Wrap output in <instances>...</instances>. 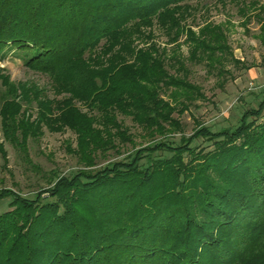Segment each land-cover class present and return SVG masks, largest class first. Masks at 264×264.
I'll return each mask as SVG.
<instances>
[{"label": "trees", "instance_id": "obj_1", "mask_svg": "<svg viewBox=\"0 0 264 264\" xmlns=\"http://www.w3.org/2000/svg\"><path fill=\"white\" fill-rule=\"evenodd\" d=\"M198 1L0 0V131L27 152L45 129L69 130L80 165L52 171L34 199L0 190L12 199L0 214V264H264V100L235 130L200 124L178 145L168 139L206 99L187 63L222 76L241 64L224 25L187 24ZM238 1L248 22L256 12L264 44V6ZM11 50L50 78L56 98L4 75ZM120 116L153 142L99 169L135 145ZM200 138L214 150L192 147Z\"/></svg>", "mask_w": 264, "mask_h": 264}, {"label": "rangeland", "instance_id": "obj_2", "mask_svg": "<svg viewBox=\"0 0 264 264\" xmlns=\"http://www.w3.org/2000/svg\"><path fill=\"white\" fill-rule=\"evenodd\" d=\"M251 1L247 0L246 4L249 5ZM257 2L260 7L264 6V0H257ZM193 5L198 6V12L187 24L202 25L205 22H211L224 25L234 56L241 64L227 63L226 72L222 76L218 71L209 73L205 65L187 63L192 72L191 81L202 88L206 99L196 101L190 110L181 116L183 133L168 135L169 141L175 145L180 143L183 135L190 138L200 124L213 132L235 130L244 113L257 109L264 100V92L256 88L264 82V44L261 40V23L256 18V12L248 11L247 16L252 18L248 22L240 13L244 3L238 0H199ZM155 31L156 41L165 44L168 40L167 36L158 28ZM184 40L182 39L181 42L183 43ZM182 50L185 58H188V47L183 46ZM20 54L11 50L1 64L4 75L9 76L16 83L34 84L45 89L51 99L56 98L50 78L28 69ZM247 66L253 68L247 70L245 68ZM120 119L130 128L135 145L123 146L120 154L109 152L107 157L98 160L97 168L99 169L110 163L128 159L136 150L153 142V139L138 128L131 119L122 116ZM261 122H264V113ZM163 139L164 137H158V140ZM0 141L4 143L6 152L5 155L0 152V190L11 189L26 198L34 199L38 191L49 187L48 178L52 171L68 176L80 167L76 156L69 151L70 146L72 149L77 147V137L69 130L63 133H52L45 129L40 139L29 141L27 152L6 142L1 131ZM195 146L199 149L204 148L207 152L215 148L213 142L202 138L194 141L192 147ZM11 200L0 201V214L11 210Z\"/></svg>", "mask_w": 264, "mask_h": 264}, {"label": "built area", "instance_id": "obj_3", "mask_svg": "<svg viewBox=\"0 0 264 264\" xmlns=\"http://www.w3.org/2000/svg\"><path fill=\"white\" fill-rule=\"evenodd\" d=\"M258 90H260L261 92H264V82L260 83L258 87H256Z\"/></svg>", "mask_w": 264, "mask_h": 264}]
</instances>
